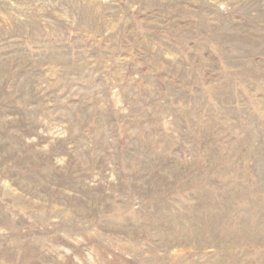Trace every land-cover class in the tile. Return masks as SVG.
<instances>
[{
	"label": "rangeland",
	"instance_id": "1",
	"mask_svg": "<svg viewBox=\"0 0 264 264\" xmlns=\"http://www.w3.org/2000/svg\"><path fill=\"white\" fill-rule=\"evenodd\" d=\"M0 264H264V0H0Z\"/></svg>",
	"mask_w": 264,
	"mask_h": 264
}]
</instances>
